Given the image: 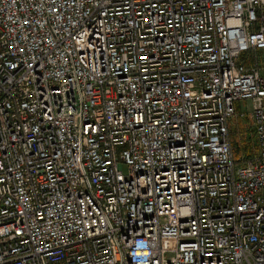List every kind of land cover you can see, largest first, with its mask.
Wrapping results in <instances>:
<instances>
[{
	"label": "built area",
	"instance_id": "obj_1",
	"mask_svg": "<svg viewBox=\"0 0 264 264\" xmlns=\"http://www.w3.org/2000/svg\"><path fill=\"white\" fill-rule=\"evenodd\" d=\"M258 49L264 0H0V264H264Z\"/></svg>",
	"mask_w": 264,
	"mask_h": 264
},
{
	"label": "rangeland",
	"instance_id": "obj_2",
	"mask_svg": "<svg viewBox=\"0 0 264 264\" xmlns=\"http://www.w3.org/2000/svg\"><path fill=\"white\" fill-rule=\"evenodd\" d=\"M251 58H253V60H257L260 65L262 67H264V49H258L257 51H252L251 52ZM239 111L237 113V116H234L232 118V123H231V141L233 143V136L235 131H238V129H241V132H238V134L240 135L241 133V137L243 139H256V134H255V130H254V126L252 124L253 120L251 118V116L249 115V111L246 113H242V111H245L248 109L249 106V101L245 100V101H239ZM239 127V128H238ZM238 128V129H237ZM258 142V140H257ZM233 147V144H232ZM234 151V150H233Z\"/></svg>",
	"mask_w": 264,
	"mask_h": 264
},
{
	"label": "trees",
	"instance_id": "obj_3",
	"mask_svg": "<svg viewBox=\"0 0 264 264\" xmlns=\"http://www.w3.org/2000/svg\"><path fill=\"white\" fill-rule=\"evenodd\" d=\"M238 132H241V129L235 131L233 136V143H232L235 156H240L242 154H245L246 156L251 155L258 148L257 140L256 139L254 140L252 138L249 140L243 139L241 137L242 133L239 135Z\"/></svg>",
	"mask_w": 264,
	"mask_h": 264
},
{
	"label": "bare ground",
	"instance_id": "obj_4",
	"mask_svg": "<svg viewBox=\"0 0 264 264\" xmlns=\"http://www.w3.org/2000/svg\"><path fill=\"white\" fill-rule=\"evenodd\" d=\"M251 55V54H250Z\"/></svg>",
	"mask_w": 264,
	"mask_h": 264
}]
</instances>
